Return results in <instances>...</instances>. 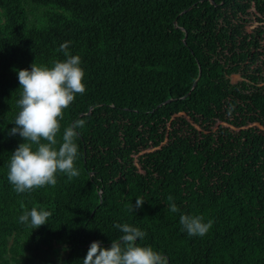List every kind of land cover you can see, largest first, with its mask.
Masks as SVG:
<instances>
[{"label":"trees","instance_id":"16d2710c","mask_svg":"<svg viewBox=\"0 0 264 264\" xmlns=\"http://www.w3.org/2000/svg\"><path fill=\"white\" fill-rule=\"evenodd\" d=\"M67 41L85 71L61 121V133L86 121L80 175L17 194V72L65 59ZM221 117L230 127L192 141ZM33 207L52 212L34 230L19 222ZM181 214L214 224L190 237ZM118 223L145 231L137 243L168 264H264V0H0V264H36L50 249L82 264L92 242L122 235Z\"/></svg>","mask_w":264,"mask_h":264},{"label":"clouds","instance_id":"9594fccd","mask_svg":"<svg viewBox=\"0 0 264 264\" xmlns=\"http://www.w3.org/2000/svg\"><path fill=\"white\" fill-rule=\"evenodd\" d=\"M71 41L62 43L57 51L63 52L65 59L53 60L52 66L33 63L30 70L17 72L20 98L16 101L19 112L9 135H19L23 143L10 156L7 180L17 194L31 193L46 186L55 187L58 175L68 180L79 177L76 166L79 159L80 136L86 121L77 119L63 127L65 110L74 103L77 95L86 91L85 71L81 67V57L69 51ZM168 210L179 213L175 198L168 195ZM145 201L138 197L135 205H127L128 212L138 210ZM52 212L33 207L19 216V222L31 229L47 224ZM179 223L188 236H204L212 228L214 221L204 222L201 215L181 214ZM122 235L111 242L110 247H101L100 241L90 244L82 264H168L161 252L148 246H141L147 233L128 223L114 224Z\"/></svg>","mask_w":264,"mask_h":264},{"label":"rangeland","instance_id":"374dc122","mask_svg":"<svg viewBox=\"0 0 264 264\" xmlns=\"http://www.w3.org/2000/svg\"><path fill=\"white\" fill-rule=\"evenodd\" d=\"M255 25H251L248 27V30L252 29ZM237 77L235 76L234 79ZM230 127L229 118L221 117L212 120L210 123L197 125L196 134L192 137L193 142H198L208 135H214L221 131L222 129ZM41 258L38 259L36 264H61L56 256L55 249H50L48 251H43L41 254Z\"/></svg>","mask_w":264,"mask_h":264},{"label":"water","instance_id":"95a60500","mask_svg":"<svg viewBox=\"0 0 264 264\" xmlns=\"http://www.w3.org/2000/svg\"><path fill=\"white\" fill-rule=\"evenodd\" d=\"M188 9H190V8H188ZM188 9H187V10H188ZM187 10H186V11H187ZM194 84H195V83H194ZM194 84H193V85H194ZM168 101H169V100H168ZM166 102H167V101H166Z\"/></svg>","mask_w":264,"mask_h":264}]
</instances>
